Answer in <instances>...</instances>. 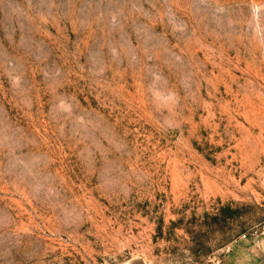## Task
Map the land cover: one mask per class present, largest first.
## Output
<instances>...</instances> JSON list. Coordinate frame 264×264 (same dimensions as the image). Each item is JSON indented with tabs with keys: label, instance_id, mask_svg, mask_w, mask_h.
I'll list each match as a JSON object with an SVG mask.
<instances>
[{
	"label": "rangeland",
	"instance_id": "obj_1",
	"mask_svg": "<svg viewBox=\"0 0 264 264\" xmlns=\"http://www.w3.org/2000/svg\"><path fill=\"white\" fill-rule=\"evenodd\" d=\"M0 264H264V0H0Z\"/></svg>",
	"mask_w": 264,
	"mask_h": 264
}]
</instances>
